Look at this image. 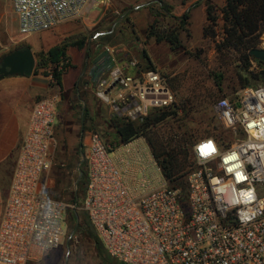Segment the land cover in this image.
<instances>
[{
  "label": "built area",
  "instance_id": "obj_1",
  "mask_svg": "<svg viewBox=\"0 0 264 264\" xmlns=\"http://www.w3.org/2000/svg\"><path fill=\"white\" fill-rule=\"evenodd\" d=\"M109 1L10 0L23 36L54 30ZM110 75L97 83L96 96L127 121L177 102L170 77L156 67L141 70L133 60ZM60 102V93L44 97L32 111L0 221V264H30L74 238L69 206L46 185ZM214 112L222 131L194 144L186 193L169 185L151 152L145 160L133 143L113 150L100 133L90 134L83 209L110 258L121 264H264V85L222 97ZM209 141L215 152L202 156L198 147Z\"/></svg>",
  "mask_w": 264,
  "mask_h": 264
},
{
  "label": "rangeland",
  "instance_id": "obj_2",
  "mask_svg": "<svg viewBox=\"0 0 264 264\" xmlns=\"http://www.w3.org/2000/svg\"><path fill=\"white\" fill-rule=\"evenodd\" d=\"M202 1L207 0H110L108 4L54 30L23 36L18 31L10 0H0V63L5 55L14 50L32 48L36 68L29 78L56 85L51 84L50 77H47L49 69L38 68L40 53H47L69 37L86 39L85 48L71 50L69 63L72 68L65 81L68 85L72 80L73 88L64 93L59 91L61 103L52 147L53 163L46 178L48 194L69 206L67 228L74 233V238L58 249L41 254L37 261L30 264H107L101 256L102 251L97 244L99 237L92 225L78 228L77 211L82 221L89 220V217L83 204L77 206L73 202L84 175L83 156L90 134L100 133L113 150L122 146L118 144L112 123L115 112L96 96L97 84L94 85L91 79L93 69L107 56L112 59L113 64L128 65L130 61L136 60L144 67L154 66L170 77L176 103L183 109L180 119L184 120L168 119L158 125L155 129L161 136L168 137L171 128L180 131L178 127L181 125L182 131L188 132V137L197 141L208 135L221 133L214 105L222 97L239 93L244 88L242 77L247 75L237 66L236 59L227 65H221L215 44L203 37L207 21L191 11ZM211 1L217 7L225 3L224 0ZM163 5L165 10L162 9ZM186 13L190 14L191 19L188 30L181 34L184 49L174 51L166 42L157 43L155 39H147L150 26L170 28L177 23L173 17L180 18ZM97 34L100 37L95 39ZM261 39L260 49H264V34ZM107 47L114 49L113 55L108 54ZM143 50L147 51L151 59L154 58V64L145 61ZM251 71L261 74L264 65L254 62ZM250 79L249 86L263 83L262 80ZM88 82L93 83L92 90L85 86ZM137 122L140 125L143 119ZM131 143L133 147L147 145L150 150L143 137ZM113 156L116 157L115 152ZM153 173L147 171L149 177ZM103 252L111 264H121L110 258L104 247Z\"/></svg>",
  "mask_w": 264,
  "mask_h": 264
},
{
  "label": "trees",
  "instance_id": "obj_3",
  "mask_svg": "<svg viewBox=\"0 0 264 264\" xmlns=\"http://www.w3.org/2000/svg\"><path fill=\"white\" fill-rule=\"evenodd\" d=\"M198 5L200 3L196 6ZM205 5L207 23L203 28V37L215 44V51L221 65H227L233 59H236L237 66L247 75V77H242L244 88L250 85V77L255 80H262L263 83L259 85H264V71L261 74H255L251 71L254 62L264 64L250 54L252 50L259 49L262 43L264 0H225L224 5L221 7H217L211 0H207ZM162 9H166L164 5ZM173 19L176 20V25L167 29L156 28L154 25L150 26L146 35L147 39H155L157 43L166 42L174 51L184 49L181 34L183 31L188 30L191 16L186 13L180 18L173 17ZM85 46V38L69 37L61 44L52 47L47 53H40L38 68L49 69L47 77L52 78L53 82L51 84H56L62 88L63 76L72 68L71 63H69V50L71 48L83 49ZM143 56L147 63H151L146 50H143ZM114 66L112 59L107 56L101 64L93 69L92 82L97 84L100 79H105L106 76L110 75ZM150 68L155 67L145 66L144 70ZM182 110L181 106L175 103L170 108L152 111L147 117L143 118V123L140 125L137 121H127L117 114L114 115L112 123L116 130L119 145H127L143 137L149 145L164 179L172 188L181 189L183 193H186V179L195 168L193 146L197 140L190 139L188 132L182 131V125L178 127L180 131L171 128L168 137L161 136L155 129L158 125L167 122L168 119L184 120L180 119ZM217 135V133H214L208 136L216 137ZM85 166L84 175L78 184L79 192L75 195L73 201L77 206L83 204L85 199L87 186ZM77 214L79 215L78 228L83 229V225L91 226L90 220H87L88 223L82 221L78 211ZM88 230L91 231V234H94L91 229ZM97 244L102 251L101 256L104 262L111 264L104 255L103 244L100 239Z\"/></svg>",
  "mask_w": 264,
  "mask_h": 264
},
{
  "label": "crops",
  "instance_id": "obj_4",
  "mask_svg": "<svg viewBox=\"0 0 264 264\" xmlns=\"http://www.w3.org/2000/svg\"><path fill=\"white\" fill-rule=\"evenodd\" d=\"M191 11L195 15L203 16L207 21L204 1L192 8ZM72 49L69 50V55L72 54ZM150 60L154 64V58L151 59L150 57ZM115 65H119V63ZM120 65L126 66L123 63H120ZM144 68L140 63V69L143 70ZM70 70L63 76L62 88L58 85H49L45 81L26 77H13L9 79L11 81L6 80V78L0 81V221L8 200L20 148L35 104L41 97L52 96L59 93V91L60 93L71 91L73 88L72 80L68 85H66L65 81L66 75L70 73ZM92 85V82L85 84L90 90L93 88ZM137 148L139 149L138 157L145 158L148 156L150 150L147 145H140ZM146 159L148 160V158Z\"/></svg>",
  "mask_w": 264,
  "mask_h": 264
},
{
  "label": "water",
  "instance_id": "obj_5",
  "mask_svg": "<svg viewBox=\"0 0 264 264\" xmlns=\"http://www.w3.org/2000/svg\"><path fill=\"white\" fill-rule=\"evenodd\" d=\"M250 54L264 64V49H254ZM35 68L36 57L32 48L25 47L14 50L2 58L0 63V81L9 77L29 78L34 74Z\"/></svg>",
  "mask_w": 264,
  "mask_h": 264
},
{
  "label": "snow or ice",
  "instance_id": "obj_6",
  "mask_svg": "<svg viewBox=\"0 0 264 264\" xmlns=\"http://www.w3.org/2000/svg\"><path fill=\"white\" fill-rule=\"evenodd\" d=\"M213 152H215V148L211 141L200 146V154L202 156H208Z\"/></svg>",
  "mask_w": 264,
  "mask_h": 264
},
{
  "label": "clouds",
  "instance_id": "obj_7",
  "mask_svg": "<svg viewBox=\"0 0 264 264\" xmlns=\"http://www.w3.org/2000/svg\"><path fill=\"white\" fill-rule=\"evenodd\" d=\"M198 151H199V153H200V147H198Z\"/></svg>",
  "mask_w": 264,
  "mask_h": 264
},
{
  "label": "flooded vegetation",
  "instance_id": "obj_8",
  "mask_svg": "<svg viewBox=\"0 0 264 264\" xmlns=\"http://www.w3.org/2000/svg\"><path fill=\"white\" fill-rule=\"evenodd\" d=\"M25 48V47H24Z\"/></svg>",
  "mask_w": 264,
  "mask_h": 264
}]
</instances>
